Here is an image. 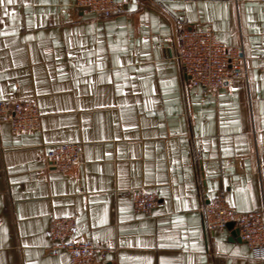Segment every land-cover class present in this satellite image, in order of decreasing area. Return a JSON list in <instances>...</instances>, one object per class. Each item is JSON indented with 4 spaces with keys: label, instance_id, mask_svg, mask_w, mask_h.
Returning <instances> with one entry per match:
<instances>
[{
    "label": "crops",
    "instance_id": "0c3cea01",
    "mask_svg": "<svg viewBox=\"0 0 264 264\" xmlns=\"http://www.w3.org/2000/svg\"><path fill=\"white\" fill-rule=\"evenodd\" d=\"M116 1L109 17L75 0L0 4V99L42 113L28 133L0 121V264H71L47 250L51 219L71 215L108 248L103 264H264L234 223L206 233L200 211L221 190L239 211L264 202V0ZM190 27L242 43L248 80L187 83L174 55ZM78 141L82 163L49 166L51 144ZM138 190L159 195L151 215Z\"/></svg>",
    "mask_w": 264,
    "mask_h": 264
},
{
    "label": "built area",
    "instance_id": "2783aa9c",
    "mask_svg": "<svg viewBox=\"0 0 264 264\" xmlns=\"http://www.w3.org/2000/svg\"><path fill=\"white\" fill-rule=\"evenodd\" d=\"M75 5L97 17H109L121 10L116 0H75ZM174 59L191 85L216 90L231 87L235 78L248 80V57L244 45H227L219 41L210 29H183ZM0 121L9 123L14 132H33L41 127V112L32 98L0 99ZM83 144H51L46 153L49 166L65 171L82 163ZM159 202L156 192L138 190L132 197L135 212L145 215H151ZM200 211L206 233L211 234L234 223L239 236L254 255L264 258V202L253 210L239 211L227 201L225 192L221 190L213 199L205 201ZM76 228L75 216H54L48 229L52 240L48 252L57 255L67 251L71 264H103L108 248L78 238Z\"/></svg>",
    "mask_w": 264,
    "mask_h": 264
},
{
    "label": "water",
    "instance_id": "95a60500",
    "mask_svg": "<svg viewBox=\"0 0 264 264\" xmlns=\"http://www.w3.org/2000/svg\"><path fill=\"white\" fill-rule=\"evenodd\" d=\"M232 225H233V223H229L227 226L230 227V226H232ZM232 235H233V237H236V238H237V237L239 236V235H238V229H236V230L233 232ZM239 238H241V237L239 236Z\"/></svg>",
    "mask_w": 264,
    "mask_h": 264
},
{
    "label": "snow or ice",
    "instance_id": "6c2138e0",
    "mask_svg": "<svg viewBox=\"0 0 264 264\" xmlns=\"http://www.w3.org/2000/svg\"><path fill=\"white\" fill-rule=\"evenodd\" d=\"M14 2V0H7L8 4H12ZM5 0H0V4H4Z\"/></svg>",
    "mask_w": 264,
    "mask_h": 264
},
{
    "label": "rangeland",
    "instance_id": "374dc122",
    "mask_svg": "<svg viewBox=\"0 0 264 264\" xmlns=\"http://www.w3.org/2000/svg\"><path fill=\"white\" fill-rule=\"evenodd\" d=\"M33 99V98H32ZM35 100V99H34ZM36 101V100H35ZM36 103H37V101H36ZM37 105H38V103H37ZM39 107V106H38ZM39 109H40V107H39ZM40 112H41V110H40ZM41 120H42V113H41ZM78 142H82V141H78ZM84 145V144H83ZM150 192H152V191H150Z\"/></svg>",
    "mask_w": 264,
    "mask_h": 264
}]
</instances>
